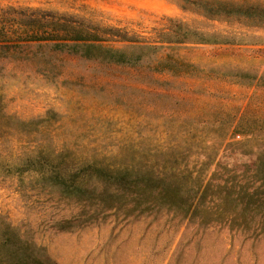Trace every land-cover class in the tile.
Wrapping results in <instances>:
<instances>
[{
  "label": "rangeland",
  "instance_id": "1",
  "mask_svg": "<svg viewBox=\"0 0 264 264\" xmlns=\"http://www.w3.org/2000/svg\"><path fill=\"white\" fill-rule=\"evenodd\" d=\"M7 6L69 13L85 8L102 24L143 35L161 28L163 18H173L232 38L224 45L165 48L133 67L48 50L5 54L0 60V125L11 136L0 137V215L56 264H264L261 213L243 228L213 221L224 216L212 212L202 225V210L187 222L167 209L125 215L84 205L76 193L35 182L38 174L23 167L26 154L17 148L22 122L44 151L64 148L76 165L97 155L117 166L129 156L131 143L142 139L150 164L178 156L179 167L192 174L181 184L182 198L195 189L196 176L211 179L206 204L223 196L233 182L250 181L257 157L263 153L264 159V24L207 21L169 0H0V8ZM168 53L169 59L190 66L168 74L161 63ZM41 57L51 61L45 75L36 70ZM227 130L226 144L213 151L210 140H219ZM201 140L208 141L206 149ZM203 161L211 164L197 175ZM60 177L69 180L72 174Z\"/></svg>",
  "mask_w": 264,
  "mask_h": 264
},
{
  "label": "trees",
  "instance_id": "2",
  "mask_svg": "<svg viewBox=\"0 0 264 264\" xmlns=\"http://www.w3.org/2000/svg\"><path fill=\"white\" fill-rule=\"evenodd\" d=\"M169 1L176 4L182 11L207 21L242 19L253 26L264 24V2L249 4L245 0L237 2L233 0ZM81 11L69 13L14 6L0 8V60L3 61L6 57L4 55L13 51L25 56L30 51H34L35 54L41 50H48L51 54H66L88 61L133 67L141 64L147 55H156L165 48L172 51L181 46L224 45L232 38L215 30L190 27L173 18H163L164 23L161 28L154 29L149 35H143L119 26L102 24L95 20L92 12L85 8ZM170 57H172L170 53L165 54L161 62L162 65L164 63L167 66H163V70L170 71L168 73L170 75H173L174 70L182 72L190 66L178 59H169ZM40 60L41 66L37 65L36 70L45 75L51 71V61L46 57H41ZM20 127L18 134L21 136L19 138L21 145L17 148H23V155L26 154L23 167L38 174L35 182L50 184V187L59 186L68 195L76 193L75 195H79V199L85 202L84 205H98L102 209L120 210L125 215L135 212L136 214H158L162 209H167L180 215L181 220L187 222L202 210L206 213L199 220L202 225L208 224L212 212L214 215L224 216L216 215L217 218H213V221L230 226L238 223L243 228L249 227L258 213L264 215L263 153L257 157L250 169L252 173L250 181L243 184L233 182L225 188L223 196L217 195L206 204L205 199L212 187L211 179L194 177L195 189L191 190V193L185 196L186 198H182L181 184L187 182V178L192 174L187 168L179 167L181 162L178 161V156H173L172 161L158 159L155 165L150 164L142 139L131 143L128 148L129 156L119 161L117 166L98 159L97 155L84 159V163L76 165V159L67 157L65 152L67 150L61 148L44 151L43 146L26 132L23 122ZM5 129L8 128L0 125L1 139H6L9 133V130ZM228 131L219 140H210L213 151L215 149L216 152L218 148L226 144ZM24 140L37 145L32 147L33 150L36 147L37 153L34 152L36 156H32L35 155L32 149L25 148ZM207 142L201 140V146L205 149ZM208 164L211 163L201 162L202 169H198L196 174L199 175L200 170H206ZM167 165H169V171L166 170ZM66 171L72 174L69 180L60 177V173ZM82 172L86 173L82 179L73 177ZM74 183L79 184L73 185ZM89 183L102 185L103 189L96 192V186L89 189ZM253 184L258 185L249 190ZM248 215L251 216L249 220ZM61 223L66 225L69 222L64 220ZM0 264L56 263L42 248L26 239L18 229L0 215Z\"/></svg>",
  "mask_w": 264,
  "mask_h": 264
},
{
  "label": "built area",
  "instance_id": "3",
  "mask_svg": "<svg viewBox=\"0 0 264 264\" xmlns=\"http://www.w3.org/2000/svg\"><path fill=\"white\" fill-rule=\"evenodd\" d=\"M238 137V136H237Z\"/></svg>",
  "mask_w": 264,
  "mask_h": 264
}]
</instances>
